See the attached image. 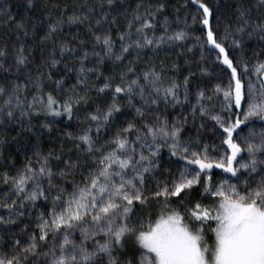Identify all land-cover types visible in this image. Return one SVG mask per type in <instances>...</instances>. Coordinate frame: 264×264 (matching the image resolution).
<instances>
[{
  "label": "snow or ice",
  "instance_id": "6c2138e0",
  "mask_svg": "<svg viewBox=\"0 0 264 264\" xmlns=\"http://www.w3.org/2000/svg\"><path fill=\"white\" fill-rule=\"evenodd\" d=\"M105 2L112 5L114 0H101L100 6ZM28 3L31 6L32 0ZM190 4L195 10L193 21L198 20L204 27L202 35L196 38L202 52L205 46L209 51L214 50L216 60L224 66L222 71L226 75L230 72L226 86L197 88L193 93L190 76L194 73L178 82L163 74L164 67L157 70L151 57L148 66L137 72L139 51L135 52V59L123 64L125 54L132 51L147 47L158 51L164 44L171 46L188 38L186 29L170 31L167 19L161 25V34L156 35V17L165 7L159 4L155 11L132 14L126 30L118 35L119 52L114 51L115 42L110 33L93 31L91 55L97 57L96 66L85 67L84 61L90 55L85 51L79 58L80 68L75 69L77 80L71 89L64 87L63 79L53 81V91L58 95L63 93L61 99L47 93L45 100L42 89L45 73L39 69L36 77L28 75L27 84L13 81L10 91L0 87V96H7L0 104V117L6 116L8 121L16 119L17 111L29 119L43 114L66 116L71 121L78 114L81 102L88 103L89 92L95 91L98 96L111 93L110 103L105 102L94 113L84 116L87 127L80 128L76 135L66 134L75 142V160L68 157L62 161L63 167L53 169L51 161L59 163L62 157L50 151L42 158L38 156V168L29 159L16 176L4 175L3 184H10L11 188L0 201V207L8 211L7 218L0 216V225L7 228L16 223L14 217L23 216V210L29 204L35 207L38 200L48 208L36 216V227L26 239L12 234L11 251L0 255V264H264V130L257 133L249 128L247 135H238L241 126L247 127L252 118L264 121V62L258 59L264 54V48L255 53L257 62L250 67L247 60L234 61L225 46V40L231 37V47L240 48L245 36L252 38L257 33L264 41V21L253 22L250 10L238 8L239 26L221 38L210 24L214 13L205 0H190ZM259 4L264 6V0H259ZM88 19L73 15L68 17V22L84 23ZM62 23L57 20L50 25L44 39L51 37ZM95 23L99 25L101 20ZM17 27L23 28V25ZM98 46H102L99 52ZM59 47L62 57L65 52L75 53L66 44ZM13 53L17 71L30 63L23 46ZM7 56L0 49V58ZM113 57L114 64L122 65L119 72L105 76L100 86L89 84L90 74L100 79L103 73L99 66L105 58ZM49 60L47 79H52L51 69L60 61L54 55ZM0 69L7 71L2 63ZM73 70L65 65L66 72ZM253 75L257 77L258 88L251 79ZM29 85L39 95H33L25 104L23 101L27 98L22 99L21 93ZM78 87H82L79 92ZM220 94L222 111L229 112L228 118L215 111ZM192 96L194 103L190 100ZM120 97L135 111L123 123H116L115 115L124 111ZM184 104L189 105L194 121L197 117L201 119L200 128L208 127L220 139L222 155H210L207 145L198 147L199 140H181L188 117L178 124L170 122L164 112L169 106ZM233 110L237 114L234 122L231 121ZM208 121L214 123L208 125ZM44 127L48 128L49 124ZM102 130L108 135L101 137ZM164 147L170 158L183 162L176 164L178 174L172 175L170 182L159 180L155 175L160 169L159 157ZM241 153H247V157ZM213 169L229 176L213 182ZM149 177L156 182L155 191L149 185ZM201 182V197L211 203L197 201L182 213L179 208L187 207L194 186ZM148 192H152L151 197ZM171 197L178 199V207H172ZM150 199L159 206L154 220L151 214L138 216L135 210L136 205L148 206ZM206 231L214 235L213 245L205 242Z\"/></svg>",
  "mask_w": 264,
  "mask_h": 264
},
{
  "label": "trees",
  "instance_id": "16d2710c",
  "mask_svg": "<svg viewBox=\"0 0 264 264\" xmlns=\"http://www.w3.org/2000/svg\"><path fill=\"white\" fill-rule=\"evenodd\" d=\"M205 2L212 8L214 13L210 18V24L221 38H224L227 31L234 32L235 28L239 26L238 8L250 10L253 22L264 21V6L259 4V0H205ZM159 4H164L165 7L163 12L157 14L156 17V35L161 34V25L167 19L170 24V31L186 29L188 38L171 46L164 44L158 51H153L150 47L132 51L130 54H125L126 58L123 64L127 65L129 60L135 59V52L139 51L141 59L135 65L137 72L148 66L149 57H151L157 70L164 67L163 74L166 77L175 78L178 82L182 83L185 76H188L190 72L194 73L190 76V89L193 93L197 88L211 89L216 84L226 86L230 73L228 72L226 75L222 71L224 67L216 60L214 50L209 51L208 47L205 46L202 52L200 42L196 39L202 35L204 27L198 20L193 21L192 14L195 10L190 4V0H114L112 5L105 2L103 7L100 6L101 0H32L31 6H29L28 0H0V49H4L8 53L7 57L0 58V63L7 69V71L0 69V87H5L10 91L13 81L27 84L28 75L36 77L39 69L45 73L42 86L45 100L47 93L61 99L63 93L58 95L57 92L53 91L55 88L53 81L63 79L64 87L71 89L77 80L75 69L80 68L79 58L85 51L90 53L84 61L85 67L96 66L97 57L91 55L95 39L92 35L93 31L96 34L105 31L110 33L115 42L114 51L119 52L120 41L118 35L126 30L127 21L132 18V14L136 12L144 14L146 10L155 11ZM73 15L87 16L89 19L84 23H69L68 17ZM57 20H61L63 23L57 26V31L51 37L44 39L48 36L49 26L56 23ZM96 20H101V23L97 25ZM18 25H23V28L17 27ZM89 28L92 31H89ZM25 32H27V35H25ZM259 36V33L252 38L245 36L240 48L231 47V37L226 39L225 46L228 48L230 57L234 61L247 60L251 67L253 63L257 62L255 53L264 48V41L260 40ZM60 44H66L70 49H75V53L65 52L62 57ZM21 46L24 47L25 55L28 56L30 63L27 66H21L20 70L17 71L13 50ZM101 48L102 46H98L96 51H101ZM188 49H191V51ZM52 55L60 63L51 69L52 79H47L50 66L49 57ZM258 59L264 62V54H261ZM113 61L114 57L112 59L105 58L99 66V71L103 73V76L97 79L94 73L90 74L88 83L100 86L105 76L118 73L122 65L120 62L114 64ZM10 65L12 66L10 67ZM65 65L74 70L66 72ZM173 65L176 67L173 68ZM251 79L255 84L257 77L253 75ZM255 86L258 88V84H255ZM81 90L82 87L77 88L78 92ZM33 95H39V93L36 88L29 85L21 93L22 99L25 96L27 98L23 102L25 104L30 102ZM182 95L183 90H181V97ZM6 98L7 96H0V104H3ZM119 99L121 105L124 106V111L117 113L114 119L116 123H123L126 118L134 115L135 110L127 107L126 100L123 97ZM190 100L194 103V96L190 97ZM105 102H111V93L98 96L95 91L89 92L88 103L85 105L81 102L78 106V114L71 121L67 120L66 116L51 117L43 114L34 115L29 119L28 117H21L19 111L15 113L16 119L12 121H8L6 116L0 117V201L5 199V193H8L11 188L10 184H3L4 175L16 176L17 171L22 169L29 159L32 161L33 167L38 168V156L42 158L51 151L62 157L59 163L56 160L51 161L53 169L63 167L62 161L68 157L75 160L77 155L75 142L69 139L66 134L76 135L80 128L87 127L84 116L88 113H94L96 108L103 106ZM222 102L223 96L220 94L218 100H216L215 111L228 118L229 112L222 111ZM161 108L163 109V105H161ZM74 111H77V109L74 108ZM164 116L170 122H177L178 124L187 116L188 122L183 124L181 140L192 142L199 140L201 143L198 147L202 148L207 145L210 155L216 157L223 154L220 139L208 127L200 128L201 119L199 117L195 121L192 119L188 104L169 106L164 112ZM236 119V110H233L231 121L234 122ZM207 123L212 125L214 122L208 121ZM45 124H49V127L45 128ZM241 128L242 131L238 130L239 136L247 135L249 128L259 133L264 130V121L254 117L247 127L242 125ZM93 135H95L94 126ZM100 135L105 137L108 133L102 130ZM255 142H258V140ZM214 147L216 151H213ZM241 156L246 158L247 153H241ZM159 161L160 169L155 175L157 179L169 180V182L172 175L178 174L176 164L183 163L182 161H176V158H170L167 147L161 149ZM228 176L220 169L212 170L213 182ZM148 182L151 189L155 191L156 182L151 177H149ZM67 187L71 190V184H68ZM202 187V182L200 185L194 186L188 197L187 207L179 208L182 213L186 212L187 208L193 206L197 201H201L205 205L211 203L209 199L201 197ZM147 195L151 197L152 192H148ZM160 199L163 200V197ZM170 199L172 207H178V199L176 197ZM8 202L11 203V200L9 199ZM47 208V204L42 200H38L35 207L29 204L23 210L25 213L23 216L14 217L16 223L9 225L7 228L0 225V255L10 253V244L14 238L13 233L18 234L21 239H26L27 235L36 227V216L41 211H47ZM135 210L138 216L148 217L151 214L153 220L159 214V206L151 199L148 206L136 205ZM7 215V209L0 207V216L7 218ZM25 228L26 231L21 233V229ZM211 237L212 233L206 231L205 241H211Z\"/></svg>",
  "mask_w": 264,
  "mask_h": 264
},
{
  "label": "rangeland",
  "instance_id": "374dc122",
  "mask_svg": "<svg viewBox=\"0 0 264 264\" xmlns=\"http://www.w3.org/2000/svg\"><path fill=\"white\" fill-rule=\"evenodd\" d=\"M224 67V66H223ZM230 73V72H229ZM227 174V173H226ZM229 175V174H228ZM208 245H213L214 242H215V237L214 235L212 234V237H211V241H205Z\"/></svg>",
  "mask_w": 264,
  "mask_h": 264
}]
</instances>
